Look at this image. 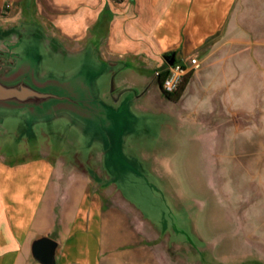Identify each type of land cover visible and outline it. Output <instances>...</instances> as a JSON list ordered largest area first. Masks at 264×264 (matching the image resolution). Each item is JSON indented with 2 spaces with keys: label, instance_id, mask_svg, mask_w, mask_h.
<instances>
[{
  "label": "crops",
  "instance_id": "crops-1",
  "mask_svg": "<svg viewBox=\"0 0 264 264\" xmlns=\"http://www.w3.org/2000/svg\"><path fill=\"white\" fill-rule=\"evenodd\" d=\"M19 19L41 23L71 47L94 40L106 57L128 60L134 69L150 64L155 84V70L168 66L164 55L175 53L184 65L197 57L199 68L181 98L201 85L211 60L214 82L227 83L235 101L249 86L229 82L251 76L256 58L264 62V0H0V24ZM230 111L237 127L239 108ZM33 152L19 161L0 155V264H40L31 246L41 237L57 244L55 264H190L168 260L189 259V251L182 247L176 257L178 250L160 246V236L72 166H60L59 157L42 149ZM66 180L81 184L69 199ZM49 187L60 198L55 216L44 213Z\"/></svg>",
  "mask_w": 264,
  "mask_h": 264
},
{
  "label": "water",
  "instance_id": "water-1",
  "mask_svg": "<svg viewBox=\"0 0 264 264\" xmlns=\"http://www.w3.org/2000/svg\"><path fill=\"white\" fill-rule=\"evenodd\" d=\"M69 57H80L82 63L67 73L56 72L55 63ZM164 60L172 66L175 53L164 55ZM131 70L130 61L106 57L94 40L74 50L36 21L0 24V154L42 149L59 157L148 225L168 249L178 250L176 257H182V247L189 245L186 251H190V244H202L192 231L193 216L187 229L183 218L177 217L180 212L186 214L184 207L177 200H167L161 204L163 220L157 223L143 214L135 200L138 182L153 192L162 174L156 148L143 146L139 139V127L148 125L140 116L150 111L143 101L148 88L142 90L124 77ZM165 121L158 144L168 140L171 120ZM141 165L148 169L145 175ZM163 191L168 189L163 186ZM56 246L48 237L38 238L31 246L32 257L40 264H55Z\"/></svg>",
  "mask_w": 264,
  "mask_h": 264
},
{
  "label": "rangeland",
  "instance_id": "rangeland-1",
  "mask_svg": "<svg viewBox=\"0 0 264 264\" xmlns=\"http://www.w3.org/2000/svg\"><path fill=\"white\" fill-rule=\"evenodd\" d=\"M67 46L78 49L81 45ZM81 63L80 57H69L55 63L54 68L64 74ZM211 63L209 60L203 66L205 75L201 85L190 87L178 103L166 101L156 91L152 65L136 63V69L124 74L142 90L148 88L143 101L150 111L140 115L148 125L139 127L142 130L139 139L143 146L152 150L156 148L162 174L153 192L142 189V183L138 182L140 191L135 200L143 214L157 223L163 220L165 212H161V204L167 200H177L184 207L186 214L180 212L177 217L183 218L187 229L189 216H193L192 231L202 244H190L189 253H185L189 259L168 255L172 262L264 264V62L256 58L251 76L229 82L232 86L237 82L242 88L249 86V93L239 95L235 101L231 99L236 98L230 92L231 88L226 93L227 83H222L220 78L216 81L220 88L216 90L214 84L217 83L213 80L216 72ZM236 106L239 108L237 127L230 111ZM168 118L171 120L168 140L158 144L161 123H166ZM41 129L42 132L47 130L46 126ZM30 151L10 150L0 155L7 161H19L37 154ZM67 165L60 164L62 167ZM141 168L142 175H145L147 167L141 165ZM68 182L66 180L63 193L66 199L81 186L80 182L71 186ZM163 186L168 189L167 193H164ZM50 189L44 197V213L55 216L60 213L55 207L60 198L54 197ZM95 191L108 198L97 188ZM169 217L174 223L176 216ZM146 227L151 229L148 225ZM186 232L188 235V230ZM159 244L166 245L165 242Z\"/></svg>",
  "mask_w": 264,
  "mask_h": 264
},
{
  "label": "built area",
  "instance_id": "built-area-1",
  "mask_svg": "<svg viewBox=\"0 0 264 264\" xmlns=\"http://www.w3.org/2000/svg\"><path fill=\"white\" fill-rule=\"evenodd\" d=\"M199 60L197 57H190L187 61V65L179 62H175L172 66H167L166 76L162 82V90L166 93H174L180 87L184 77L199 68ZM161 70L154 72V77L156 78L160 74Z\"/></svg>",
  "mask_w": 264,
  "mask_h": 264
},
{
  "label": "trees",
  "instance_id": "trees-1",
  "mask_svg": "<svg viewBox=\"0 0 264 264\" xmlns=\"http://www.w3.org/2000/svg\"><path fill=\"white\" fill-rule=\"evenodd\" d=\"M165 76H166V70L162 69L161 72H160V74L156 77V81H157V83L160 86L161 93H162V95L164 96L165 99L169 100L172 103H177L180 100L181 96L183 95V93L185 91V88H186V85L188 84V82L190 80L191 72L188 73L184 77V79H183L180 87L174 93H166V92H164L162 90V87L161 86H162V82H163V79L165 78Z\"/></svg>",
  "mask_w": 264,
  "mask_h": 264
},
{
  "label": "flooded vegetation",
  "instance_id": "flooded-vegetation-1",
  "mask_svg": "<svg viewBox=\"0 0 264 264\" xmlns=\"http://www.w3.org/2000/svg\"><path fill=\"white\" fill-rule=\"evenodd\" d=\"M156 82V81H155Z\"/></svg>",
  "mask_w": 264,
  "mask_h": 264
}]
</instances>
